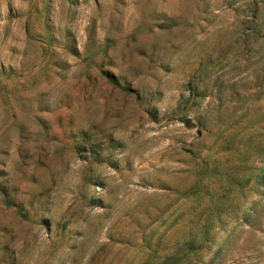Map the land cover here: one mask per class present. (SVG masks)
Wrapping results in <instances>:
<instances>
[{"label": "rangeland", "instance_id": "obj_1", "mask_svg": "<svg viewBox=\"0 0 264 264\" xmlns=\"http://www.w3.org/2000/svg\"><path fill=\"white\" fill-rule=\"evenodd\" d=\"M0 264H264V0H0Z\"/></svg>", "mask_w": 264, "mask_h": 264}]
</instances>
